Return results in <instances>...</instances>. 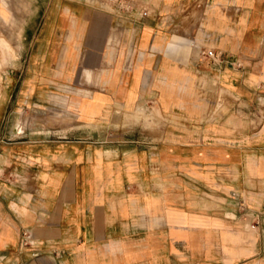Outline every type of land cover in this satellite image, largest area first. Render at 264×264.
Segmentation results:
<instances>
[{
  "label": "crops",
  "instance_id": "obj_1",
  "mask_svg": "<svg viewBox=\"0 0 264 264\" xmlns=\"http://www.w3.org/2000/svg\"><path fill=\"white\" fill-rule=\"evenodd\" d=\"M0 38V264H264V0H0Z\"/></svg>",
  "mask_w": 264,
  "mask_h": 264
},
{
  "label": "rangeland",
  "instance_id": "obj_2",
  "mask_svg": "<svg viewBox=\"0 0 264 264\" xmlns=\"http://www.w3.org/2000/svg\"><path fill=\"white\" fill-rule=\"evenodd\" d=\"M17 44L18 43L16 41V45ZM0 49L2 51V55H1V58H0V63H1L3 60H5V57H6V53L7 52L12 55V50H11V48L9 47V45L7 44V42L3 38H0ZM150 109L151 108H149V110ZM121 110L122 109L120 107L114 108L113 110H111V114H110L111 115V118H110V121H109L108 118H106L104 121H101V123L107 122V123H109L114 128L115 127H117V128L120 127V124H122V125L125 126V125H127V123H132V124H134L135 122L137 123V119H135V118L126 119L125 117H122L123 114H122V111ZM145 110H146V108L144 109V111ZM58 112H60V111H58ZM149 114H150L149 111H147L146 114L143 115V118H145L146 120L149 119L148 118V117H150ZM121 117L123 118L122 121H121V119H122ZM46 118H47V120H53V121L56 120V118H57V120H60L61 119L58 116L56 117V112L53 111V110L47 111ZM69 120H71V119L70 118L63 117V121H69ZM145 125H146V127H148V126L150 127V124L149 123L147 124V122H146ZM124 126H122V127H124ZM114 135H116V134H114Z\"/></svg>",
  "mask_w": 264,
  "mask_h": 264
},
{
  "label": "built area",
  "instance_id": "obj_3",
  "mask_svg": "<svg viewBox=\"0 0 264 264\" xmlns=\"http://www.w3.org/2000/svg\"><path fill=\"white\" fill-rule=\"evenodd\" d=\"M213 54L211 52H208V56H212ZM25 234V233H24Z\"/></svg>",
  "mask_w": 264,
  "mask_h": 264
}]
</instances>
